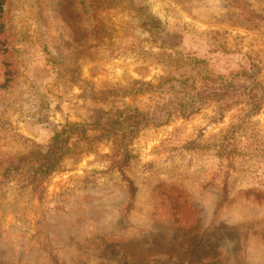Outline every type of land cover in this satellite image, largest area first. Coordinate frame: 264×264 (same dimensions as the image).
<instances>
[{
    "label": "rangeland",
    "instance_id": "rangeland-1",
    "mask_svg": "<svg viewBox=\"0 0 264 264\" xmlns=\"http://www.w3.org/2000/svg\"><path fill=\"white\" fill-rule=\"evenodd\" d=\"M0 264H264V0H0Z\"/></svg>",
    "mask_w": 264,
    "mask_h": 264
},
{
    "label": "trees",
    "instance_id": "trees-1",
    "mask_svg": "<svg viewBox=\"0 0 264 264\" xmlns=\"http://www.w3.org/2000/svg\"><path fill=\"white\" fill-rule=\"evenodd\" d=\"M47 168H51V167H50V165H48V167H47Z\"/></svg>",
    "mask_w": 264,
    "mask_h": 264
}]
</instances>
